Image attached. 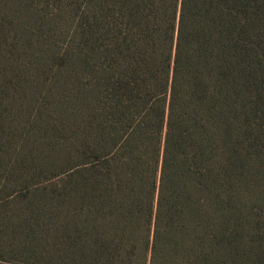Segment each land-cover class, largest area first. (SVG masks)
I'll return each instance as SVG.
<instances>
[{
  "label": "trees",
  "instance_id": "trees-1",
  "mask_svg": "<svg viewBox=\"0 0 264 264\" xmlns=\"http://www.w3.org/2000/svg\"><path fill=\"white\" fill-rule=\"evenodd\" d=\"M0 262L264 264V0H0Z\"/></svg>",
  "mask_w": 264,
  "mask_h": 264
},
{
  "label": "rangeland",
  "instance_id": "rangeland-1",
  "mask_svg": "<svg viewBox=\"0 0 264 264\" xmlns=\"http://www.w3.org/2000/svg\"><path fill=\"white\" fill-rule=\"evenodd\" d=\"M0 264H9V263H2V262H0Z\"/></svg>",
  "mask_w": 264,
  "mask_h": 264
}]
</instances>
